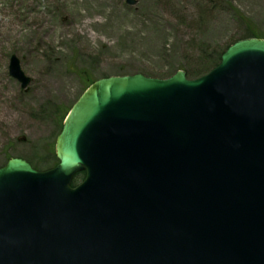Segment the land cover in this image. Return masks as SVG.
<instances>
[{
	"label": "water",
	"instance_id": "obj_1",
	"mask_svg": "<svg viewBox=\"0 0 264 264\" xmlns=\"http://www.w3.org/2000/svg\"><path fill=\"white\" fill-rule=\"evenodd\" d=\"M55 154L0 167V264H264V38L196 78L97 79Z\"/></svg>",
	"mask_w": 264,
	"mask_h": 264
},
{
	"label": "rangeland",
	"instance_id": "obj_2",
	"mask_svg": "<svg viewBox=\"0 0 264 264\" xmlns=\"http://www.w3.org/2000/svg\"><path fill=\"white\" fill-rule=\"evenodd\" d=\"M246 24L264 36V0H0V166L10 156L54 166L61 117L90 81L178 69L195 77ZM13 54L27 88L9 73Z\"/></svg>",
	"mask_w": 264,
	"mask_h": 264
},
{
	"label": "trees",
	"instance_id": "obj_3",
	"mask_svg": "<svg viewBox=\"0 0 264 264\" xmlns=\"http://www.w3.org/2000/svg\"><path fill=\"white\" fill-rule=\"evenodd\" d=\"M241 19H242L243 21H246V20H247L245 17H241ZM247 21H248V20H247ZM246 30H247V32H246V34L244 35V37H248V36H252V35H260V34L257 33V32L254 30V28H252L249 24H246ZM228 46H229V45H228ZM228 46H227V47H228ZM227 47H226V48H227ZM226 48H224L222 51H220V52L218 53V56H217L216 59L212 60V59H213V56H211V57L209 58V60H208V61H211V62L208 64V66L206 67V69L204 70V72H202V73H200V74H198V75H196V76H199V75H201V74H203V73L209 71V70H210L211 68H213L214 66H216V65L219 63L220 58H221V55H222V53L225 51ZM93 81H94V80L90 81V82L87 84V86H88L90 83H92ZM66 114H67V110L63 113V115H62V117H61V122L63 121V119H64V117H65ZM82 175H83V174H78V176L76 177V179L73 181V184H74V183H77L79 177H81Z\"/></svg>",
	"mask_w": 264,
	"mask_h": 264
},
{
	"label": "bare ground",
	"instance_id": "obj_4",
	"mask_svg": "<svg viewBox=\"0 0 264 264\" xmlns=\"http://www.w3.org/2000/svg\"><path fill=\"white\" fill-rule=\"evenodd\" d=\"M93 10H95V9H92V11ZM88 12V11H87ZM86 12V13H87ZM93 21H91V23H92ZM95 23H96V21H94ZM75 23H76V21H75ZM46 29H48V26L46 25V24H43V25H39V27L37 26L35 29H33V31H35V32H38V31H40V32H43V31H45Z\"/></svg>",
	"mask_w": 264,
	"mask_h": 264
}]
</instances>
